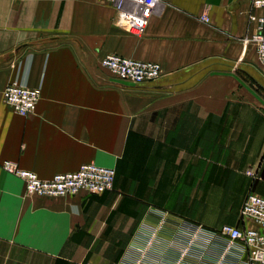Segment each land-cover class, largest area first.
<instances>
[{
  "label": "crops",
  "instance_id": "1",
  "mask_svg": "<svg viewBox=\"0 0 264 264\" xmlns=\"http://www.w3.org/2000/svg\"><path fill=\"white\" fill-rule=\"evenodd\" d=\"M250 15L264 8L159 0L133 36L107 0H0V264H117L141 222L154 220L151 205L186 203L188 189L200 196L221 172L257 168L251 191L264 197V72L246 40L258 31ZM107 54L162 73L121 80L101 64ZM17 80L40 89L29 116L1 96ZM4 160L41 179L85 163L113 167V188L27 194ZM223 223L248 224L238 212L222 219L210 250L187 264L247 263L242 243L217 233Z\"/></svg>",
  "mask_w": 264,
  "mask_h": 264
},
{
  "label": "built area",
  "instance_id": "2",
  "mask_svg": "<svg viewBox=\"0 0 264 264\" xmlns=\"http://www.w3.org/2000/svg\"><path fill=\"white\" fill-rule=\"evenodd\" d=\"M116 9V24L133 36H142L149 18L159 5V0H107ZM252 6L264 8V0H251ZM257 20L258 31L246 37L255 45L257 58L264 72V17L249 16ZM199 19L209 23V17L203 14ZM101 64L121 80L142 83L159 77L162 68L159 63L143 61L118 54H107ZM3 101L17 114L29 116L34 113L40 98L38 87H29L24 82L7 83L2 91ZM2 168L21 178L27 194L46 197L74 195L79 191L100 194L113 188L115 169L95 163L82 164L77 170L57 173L49 179H41L32 170L20 168L17 163L4 160ZM245 174L254 179L258 175L255 167L245 170ZM239 219L247 226L223 223L217 233L231 241H239L247 250L246 264H264V197L251 190L241 201ZM137 250L139 247H135Z\"/></svg>",
  "mask_w": 264,
  "mask_h": 264
},
{
  "label": "rangeland",
  "instance_id": "3",
  "mask_svg": "<svg viewBox=\"0 0 264 264\" xmlns=\"http://www.w3.org/2000/svg\"><path fill=\"white\" fill-rule=\"evenodd\" d=\"M245 170L219 173L218 185L198 189L202 190L200 196L192 195L194 189H188L186 203H172L170 208L151 205L153 224L149 225L148 220L141 222L139 232L130 239L117 264H153L154 255L157 264H187V260L201 259L202 252L210 250L213 228L237 213L245 192L255 189L259 171L256 178L250 179ZM210 177L211 173H204L205 180Z\"/></svg>",
  "mask_w": 264,
  "mask_h": 264
}]
</instances>
